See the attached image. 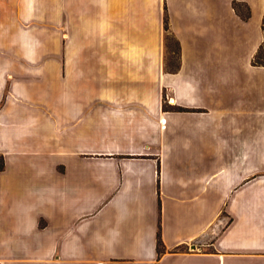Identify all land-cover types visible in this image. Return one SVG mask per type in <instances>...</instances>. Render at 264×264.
Here are the masks:
<instances>
[{"label":"crops","instance_id":"crops-1","mask_svg":"<svg viewBox=\"0 0 264 264\" xmlns=\"http://www.w3.org/2000/svg\"><path fill=\"white\" fill-rule=\"evenodd\" d=\"M263 15L0 0V263L264 264Z\"/></svg>","mask_w":264,"mask_h":264},{"label":"trees","instance_id":"trees-1","mask_svg":"<svg viewBox=\"0 0 264 264\" xmlns=\"http://www.w3.org/2000/svg\"><path fill=\"white\" fill-rule=\"evenodd\" d=\"M232 4L238 12H240V13L242 12L240 9V3L238 1H233ZM241 14L244 17L247 16V12L246 13L242 12ZM164 27L167 30L168 25H167L166 17H164ZM262 28L264 31V15H263V19H262ZM168 38H173L169 32L166 33V40ZM172 50H175V49H172ZM252 62L254 64H263L264 65V38H263V41L261 42V44L259 45L258 49L256 50V52L254 53L253 58H252ZM1 166H2V163H1V159H0V167ZM156 248H157L158 253L164 251V245H163L162 240L160 238L159 232L157 233ZM0 264H2V263H0Z\"/></svg>","mask_w":264,"mask_h":264},{"label":"rangeland","instance_id":"rangeland-1","mask_svg":"<svg viewBox=\"0 0 264 264\" xmlns=\"http://www.w3.org/2000/svg\"><path fill=\"white\" fill-rule=\"evenodd\" d=\"M176 48V43L172 38H168L166 40V50L171 51L172 49Z\"/></svg>","mask_w":264,"mask_h":264}]
</instances>
